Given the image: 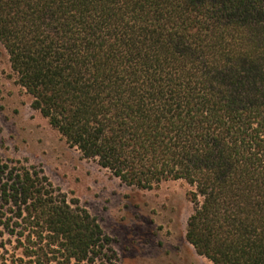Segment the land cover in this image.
Segmentation results:
<instances>
[{
	"label": "trees",
	"instance_id": "1",
	"mask_svg": "<svg viewBox=\"0 0 264 264\" xmlns=\"http://www.w3.org/2000/svg\"><path fill=\"white\" fill-rule=\"evenodd\" d=\"M0 44L31 108L123 184L184 180L185 238L264 264V0H0ZM2 264H118L42 170L0 158Z\"/></svg>",
	"mask_w": 264,
	"mask_h": 264
},
{
	"label": "rangeland",
	"instance_id": "2",
	"mask_svg": "<svg viewBox=\"0 0 264 264\" xmlns=\"http://www.w3.org/2000/svg\"><path fill=\"white\" fill-rule=\"evenodd\" d=\"M30 104L0 44V158L42 170L69 199L78 200L113 240L118 264H212L185 238L192 186L184 180L150 190L123 184L70 147ZM15 245L0 227V264L2 256H20Z\"/></svg>",
	"mask_w": 264,
	"mask_h": 264
}]
</instances>
